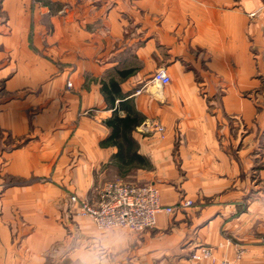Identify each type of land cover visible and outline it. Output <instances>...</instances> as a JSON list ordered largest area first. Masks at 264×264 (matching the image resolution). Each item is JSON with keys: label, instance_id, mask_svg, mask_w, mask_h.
I'll use <instances>...</instances> for the list:
<instances>
[{"label": "crops", "instance_id": "crops-1", "mask_svg": "<svg viewBox=\"0 0 264 264\" xmlns=\"http://www.w3.org/2000/svg\"><path fill=\"white\" fill-rule=\"evenodd\" d=\"M53 1L0 0V264H264V0ZM129 164L194 206L98 228L70 198Z\"/></svg>", "mask_w": 264, "mask_h": 264}, {"label": "built area", "instance_id": "built-area-1", "mask_svg": "<svg viewBox=\"0 0 264 264\" xmlns=\"http://www.w3.org/2000/svg\"><path fill=\"white\" fill-rule=\"evenodd\" d=\"M170 79L165 68L158 69L153 77L161 85L168 83ZM67 85L71 87L73 83L68 81ZM70 200L78 206L81 215L91 218L100 229L126 228L133 231L155 226L161 213L171 215L194 204L192 199L184 198L177 204L165 205L156 184L122 181L106 182L97 204L77 195H72ZM205 254L209 255L210 251L207 250Z\"/></svg>", "mask_w": 264, "mask_h": 264}, {"label": "trees", "instance_id": "trees-1", "mask_svg": "<svg viewBox=\"0 0 264 264\" xmlns=\"http://www.w3.org/2000/svg\"><path fill=\"white\" fill-rule=\"evenodd\" d=\"M115 85V82L111 83ZM108 126L111 128V138L114 140L113 142L119 147V158L120 160H126L129 158L133 160L134 158H138L139 161H143L144 157L141 155H134V152H125V145L127 144L129 147L132 146V141L130 139V133L134 129L135 124L134 121L129 118V116L119 118L117 115L107 121Z\"/></svg>", "mask_w": 264, "mask_h": 264}, {"label": "rangeland", "instance_id": "rangeland-1", "mask_svg": "<svg viewBox=\"0 0 264 264\" xmlns=\"http://www.w3.org/2000/svg\"><path fill=\"white\" fill-rule=\"evenodd\" d=\"M44 6L50 10V13L46 12L45 15L42 14V16H44V17H42V18H44L42 20L45 21V24H53L52 16H53V11H54V7H55L54 6V1L53 0H31L32 11L37 9V8L44 7ZM32 16H33V13H32ZM0 20L1 21H5L6 20V16L2 15V13H0ZM138 177H139V172H135L134 171V167L132 165H130V166H128V168H127V170L125 172H120V174H117L116 177H112L109 181H122V182H131V183H145V181H142ZM192 206H194V204Z\"/></svg>", "mask_w": 264, "mask_h": 264}, {"label": "clouds", "instance_id": "clouds-1", "mask_svg": "<svg viewBox=\"0 0 264 264\" xmlns=\"http://www.w3.org/2000/svg\"><path fill=\"white\" fill-rule=\"evenodd\" d=\"M84 264H88L87 260H85Z\"/></svg>", "mask_w": 264, "mask_h": 264}]
</instances>
